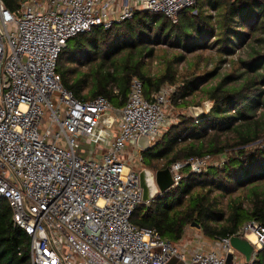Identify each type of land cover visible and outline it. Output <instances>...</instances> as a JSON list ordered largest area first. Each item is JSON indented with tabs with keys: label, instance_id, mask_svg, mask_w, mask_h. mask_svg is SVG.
I'll return each mask as SVG.
<instances>
[{
	"label": "built area",
	"instance_id": "1",
	"mask_svg": "<svg viewBox=\"0 0 264 264\" xmlns=\"http://www.w3.org/2000/svg\"><path fill=\"white\" fill-rule=\"evenodd\" d=\"M195 5L196 0H23L11 10L0 0V197L30 239L32 264H229V254L235 264L232 236L214 240L211 249L190 248L131 219L144 194L140 172L130 165L142 160L138 140L155 142L175 123L170 103L176 86L166 84L147 98L143 82L133 77L123 119L115 117L108 127L101 118L114 114L112 102L103 95L77 98L57 71L62 50L80 33L108 29L136 10L162 13L177 24L181 11ZM81 140L89 153L80 152ZM212 159L205 154L173 162L174 185L185 168L202 173ZM249 233L257 238L246 262L252 264L264 245V227L248 222L241 235Z\"/></svg>",
	"mask_w": 264,
	"mask_h": 264
},
{
	"label": "trees",
	"instance_id": "2",
	"mask_svg": "<svg viewBox=\"0 0 264 264\" xmlns=\"http://www.w3.org/2000/svg\"><path fill=\"white\" fill-rule=\"evenodd\" d=\"M22 1L3 0L11 10ZM160 45L181 52L165 58L164 69L152 74L148 61ZM247 45L252 48L249 56L231 60V71L204 88L219 75L228 57ZM211 48L219 64L180 80L176 65L190 53ZM57 71L77 98L103 95L119 108L127 102L133 77L143 82L147 98L170 84L176 86L171 97L176 105H190L188 97L199 90L212 101L211 109L198 118L181 114L159 140L142 150V161L154 168L155 161L165 160L156 170L205 154L222 157L223 162L202 173L185 168L179 184L137 206L131 218L134 224L156 228L174 242L184 238L189 226L212 240L241 235L248 222L264 227V110L258 117L251 114L264 108V0H196L194 7L181 11L177 24L162 13L136 10L131 18L108 29L96 26L69 40ZM240 78V84L230 85ZM230 130L234 133L223 138ZM0 264H32L30 239L15 225L4 197H0ZM252 264H264V245Z\"/></svg>",
	"mask_w": 264,
	"mask_h": 264
},
{
	"label": "rangeland",
	"instance_id": "3",
	"mask_svg": "<svg viewBox=\"0 0 264 264\" xmlns=\"http://www.w3.org/2000/svg\"><path fill=\"white\" fill-rule=\"evenodd\" d=\"M255 46L259 47L260 44L256 41L255 42ZM251 50H252L251 46L247 45V46H245L243 48L238 49L235 55H233L231 57H228L229 61L226 64L222 65L221 69L219 70V75L216 76L215 78L211 79L207 84H205L204 88H207V87H210L211 85L216 84L218 81H220L224 77L225 74H227L228 72L231 71V69H232L231 60H236L239 57L246 58V57L249 56ZM180 52H181L180 49H173V48H171L169 46H166V45L157 46L156 47V56L154 58L156 60H152L151 59V60L148 61L149 62V67H148L149 71L151 73H154V74L160 73L164 69L163 58L164 57H171L173 54L180 53ZM217 64H219V56H218L216 50L211 48V49H208V50H205V51H197L196 53L188 54L186 60L184 62L180 63L176 69L178 70V73H179V76H180L179 79L183 80V78L186 77L187 75H190V74H193V73L200 74V73H203V72H205L207 70H211ZM83 69L86 70L87 67H85ZM242 81H243V78H240L237 81H235L233 83H230V85H238ZM90 85H91V83H90ZM90 85H89L88 89L85 90V92H87L90 89ZM53 100H55V97H53ZM188 101H189L190 105L184 106L185 107L184 109H178L177 105L174 104L173 101H171V103H170V111H171L170 117L175 119V120H173L174 122L177 120L178 117H180L181 114L182 115L185 114V115L192 116V113L190 111V106H200L202 108H205V111H208L206 109L205 105L210 106V108L212 106V101L206 99V95H205V93L202 90H199L192 97H189ZM44 110H45V108H44ZM263 110H264L263 107H259V109H257L256 112L252 111L251 114L254 115V117L255 116L258 117V115H260V113ZM49 115H50V112L46 109V114L44 116V122L45 123L48 122ZM117 124L118 123H115V125L111 129V131L113 133H115ZM162 131H163V134H164L165 129H163ZM232 133H234L233 130H230L229 132H225L223 134V138H225L224 136H227V137L231 136ZM162 135L160 134L159 137L156 139V141L159 140ZM155 142H153V143H155ZM188 142L189 141L183 142V143L180 142L179 145L180 146H185V145L189 144ZM81 143L83 144V146H82L80 152L82 154L89 153L90 151H89L87 143H84L83 140H81ZM127 149H129V147ZM132 151H133V149H132ZM137 154H138V151H137ZM222 162H223V158L218 156V157H215V158L212 159L211 164H218V163L220 164ZM153 164H155L154 168L148 167L140 159V160L136 161L135 163L133 161H131L130 165H132L140 173L142 171L146 170V171H148V173L155 174V172L158 170V169L156 170L155 168L163 166L165 164V160L155 161ZM154 188H155V190L159 191L158 187L156 186L155 181H154ZM157 191H156V194L158 193ZM239 193H241V191ZM223 200H224V203L226 205L227 198L223 199ZM192 231H194V232H192ZM196 232H197L196 228L189 226V228L187 229V232H186L187 234L184 236V239L181 240V242L182 243L183 242L184 243H189L190 247H192V248H197V247H200L201 245H205L206 249H211L214 246V244L212 243V240L210 238L205 237L204 234L201 231L200 232L198 231L197 233ZM201 235L203 237L200 238ZM196 236H198L199 239L202 240V242L200 240H195ZM191 238H193L194 240L193 239L190 240ZM204 240H208V241H205L206 244H205ZM207 242H211V245L207 246ZM156 250L159 251L160 249L157 248ZM236 254H238V251H236ZM239 255H240V253H239Z\"/></svg>",
	"mask_w": 264,
	"mask_h": 264
},
{
	"label": "water",
	"instance_id": "4",
	"mask_svg": "<svg viewBox=\"0 0 264 264\" xmlns=\"http://www.w3.org/2000/svg\"><path fill=\"white\" fill-rule=\"evenodd\" d=\"M205 106L208 111L211 109L210 106ZM190 111L193 117L198 118L205 111V108H202L200 106H190ZM115 117L123 119V112L121 109L115 110L113 115H103L101 121L108 127H111ZM138 145L142 150H146L151 146V140L149 137L141 136L138 140ZM140 178L141 185L144 191L143 201L147 202L156 195L157 190H155L154 188V181L159 190L157 192H165L170 187L174 186V178L170 167L159 169L155 172V174L148 173V171L144 170L140 173ZM231 242L236 250L245 254L247 261H250L252 259L256 247L246 236L234 235L231 238ZM227 262L229 264L233 262V254L228 255Z\"/></svg>",
	"mask_w": 264,
	"mask_h": 264
},
{
	"label": "crops",
	"instance_id": "5",
	"mask_svg": "<svg viewBox=\"0 0 264 264\" xmlns=\"http://www.w3.org/2000/svg\"><path fill=\"white\" fill-rule=\"evenodd\" d=\"M167 46V45H166ZM174 49V48H173ZM193 53H196V52H193ZM155 56H156V53H155ZM155 56L152 58V60H156V59H154L155 58ZM165 58H171V57H164L163 58V62H164V65H165ZM158 61V60H157ZM184 62V61H183ZM182 63V62H181ZM180 64V63H179ZM179 64H177L176 65V68L178 67V65ZM152 74H154V73H152ZM178 75H179V73H178ZM180 77V76H179ZM190 97H192V96H190ZM189 98V97H188ZM113 106H114V111L115 110H117V109H121V108H119V107H116L114 104H113ZM184 106H186V105H184L183 103H180L179 105H177V108L178 109H184L185 107ZM113 111V112H114ZM173 119V118H172ZM175 120V119H174ZM178 121V118H177V120L175 121V122H177ZM153 144V142H151V145ZM141 150V149H140ZM139 153H140V155H142V151H139ZM196 231L198 232H200V230L199 229H196ZM192 232H194V231H192ZM196 232V233H197ZM187 234V233H186ZM189 235V234H188ZM201 237H203L202 235L200 236V238ZM206 237V236H205ZM247 238H249V235H248V237ZM184 239V238H183ZM193 238H191L190 240H192ZM194 240V239H193ZM195 240H200L201 242H202V240L201 239H199V237L198 236H196V239ZM212 240V239H211ZM250 240V239H249ZM205 241H208V240H204V242ZM252 243H255L256 244V242H253L252 240H250ZM188 242V241H187ZM212 243L214 244V240H212ZM205 244H206V242H205ZM208 245H211V242H207V246ZM204 247H205V245H204ZM190 248H192V247H190ZM236 251H238V250H236ZM239 253H240V255H239ZM235 260H236V264H246V262H247V260H246V256H245V254H243L242 252H240V251H238V254H236V257H235Z\"/></svg>",
	"mask_w": 264,
	"mask_h": 264
},
{
	"label": "bare ground",
	"instance_id": "6",
	"mask_svg": "<svg viewBox=\"0 0 264 264\" xmlns=\"http://www.w3.org/2000/svg\"><path fill=\"white\" fill-rule=\"evenodd\" d=\"M248 235L250 240L257 243V238L254 233H249Z\"/></svg>",
	"mask_w": 264,
	"mask_h": 264
}]
</instances>
